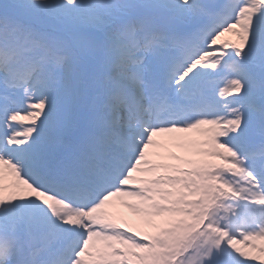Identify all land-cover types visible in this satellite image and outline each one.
<instances>
[{
    "label": "snow or ice",
    "instance_id": "snow-or-ice-1",
    "mask_svg": "<svg viewBox=\"0 0 264 264\" xmlns=\"http://www.w3.org/2000/svg\"><path fill=\"white\" fill-rule=\"evenodd\" d=\"M253 262L264 0H0V264Z\"/></svg>",
    "mask_w": 264,
    "mask_h": 264
},
{
    "label": "rangeland",
    "instance_id": "rangeland-1",
    "mask_svg": "<svg viewBox=\"0 0 264 264\" xmlns=\"http://www.w3.org/2000/svg\"><path fill=\"white\" fill-rule=\"evenodd\" d=\"M222 43L223 42H237V38L234 35H226L225 37L222 38ZM23 123H27V121H23ZM177 135H187L195 140H200L203 139V137H199L197 134L192 133V134H177ZM160 140H166L167 137H162V138H158ZM189 149L185 148V147H181L179 145L176 144H171L168 146L167 150H165L166 152V156H168L169 154H175V155H179V156H183L186 155L188 153ZM166 162H171L170 160H166ZM131 215V214H130ZM258 244L261 242H257ZM253 264H255V262H253Z\"/></svg>",
    "mask_w": 264,
    "mask_h": 264
}]
</instances>
